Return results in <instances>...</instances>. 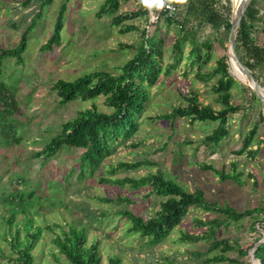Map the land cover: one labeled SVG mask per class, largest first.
<instances>
[{
  "label": "rangeland",
  "instance_id": "1",
  "mask_svg": "<svg viewBox=\"0 0 264 264\" xmlns=\"http://www.w3.org/2000/svg\"><path fill=\"white\" fill-rule=\"evenodd\" d=\"M102 1L51 0L42 7H39L38 2L21 7L10 0H0V47L15 46L30 18L40 10L34 27L27 34L26 47L21 52V63H16L13 57L0 60V81L11 91L18 106V113L10 122L20 137L19 142L10 141L5 144L0 135V235L8 239L13 235L15 226L20 231L19 235L23 234L20 226L25 220V213L12 208V195L16 191L33 188L32 205L26 210L33 226L40 228L39 236L30 249L33 264H58L64 261L51 238L60 230H66L69 224L83 226L87 242L97 241L100 264H105L107 257L113 255L118 257L119 264H165L169 260L185 264H228L225 261H206L213 253L206 251L209 241L179 239L184 232L195 235L206 228V224L198 225L195 220L208 221L216 218L227 222L222 214L190 207L163 241L150 246L143 237L126 230L129 223L119 211L128 210L145 218L158 209V202L163 198L147 193L146 188L134 189L128 182L102 183L98 178H137L158 169L187 191L200 189L203 198L209 203L230 206L236 211L262 204L264 103L260 104L257 98L255 101L250 99L251 90L238 70H231L233 78L239 84L229 89V102L243 108L228 115V134L212 147L199 141L215 127L216 122H190L188 118H175L172 121L150 119L151 116L167 112L176 105H183L180 94L190 91L196 94L200 104L209 105L214 110L221 107L210 89V85L215 82L214 77L204 82L199 81L194 77L195 67L182 74L186 68L184 57L190 47L188 42H183L176 67L167 76L160 73L157 81L148 88V98L136 121L134 133L123 143L116 145L91 175L84 174L77 178L76 169L68 175L71 168H78L75 165L78 150L75 148H60L47 159L35 157L31 153L59 130L61 122L72 118L78 110L88 108L93 103L98 110L108 111L102 104V96L92 101L75 99L59 103L51 89L53 81L57 78L70 80L96 70L118 73V67L134 52L133 48H119L118 45L135 46L139 41L141 28L146 27L151 31L152 26L144 22V17L137 16L123 22L133 24L137 29L120 33L118 26L110 25V16H95ZM252 1L258 13L264 17V1ZM61 3H64L65 9L60 42L51 50L42 51L39 46L50 34ZM137 5L136 0L120 1L115 13L135 10ZM154 18L151 13L148 21L153 22ZM157 26V34L163 39L164 65L170 62V48L177 36L178 26L167 25L162 18H158ZM261 28V23H253L251 37L256 43L264 44ZM227 32L211 31L204 24L189 29V36L206 41L211 46V58L200 67V71L209 69L214 65L215 58L225 55L228 50ZM258 110L261 111L262 119H259ZM253 124L257 128L249 148H257L256 154L254 157L244 153L233 154L240 147L241 136ZM130 142L136 145L131 147ZM136 160H147L151 163L133 170L107 172V168L118 161ZM231 162L235 163V172L240 171L239 183L228 179L221 180L215 173V170L221 168L228 172ZM203 165L209 167L204 168ZM118 196L126 200H119ZM98 198L110 200L103 201ZM10 215L12 223L9 225L5 221ZM258 225H253L257 231ZM218 230L217 238H227L231 244L234 241L233 246L238 248L247 246L254 239H260L245 218L234 223L229 222L225 227L222 225ZM0 249L4 256L9 255L1 237ZM223 254L228 257L236 256L235 252ZM0 264L13 263L0 255Z\"/></svg>",
  "mask_w": 264,
  "mask_h": 264
},
{
  "label": "trees",
  "instance_id": "2",
  "mask_svg": "<svg viewBox=\"0 0 264 264\" xmlns=\"http://www.w3.org/2000/svg\"><path fill=\"white\" fill-rule=\"evenodd\" d=\"M10 1L21 7H26L31 2H38L39 7H42L51 2V0ZM120 1L126 2L128 0H103L95 12V16L97 18L103 15L110 16V25L118 26L120 33L136 30L137 27L133 24H124L123 22L137 16H143L144 22L152 28L151 31L147 30L146 27L139 30V41L135 46L130 44L118 45L119 48L134 49L133 54L118 67V73L110 74L101 70L89 71L70 80L57 78L51 85V89L58 97L59 103H66L75 99L92 101L96 97L102 96V104L108 111L98 110L95 104L91 103L88 108L78 110L72 118L61 122L59 130L41 143L38 150L31 152L35 157L40 156L47 159L60 148L77 149L78 156L75 165L78 168H71L68 172V175H71L76 169L77 178H81L84 174L91 175L116 145L131 137L136 130V121L147 101L148 88L157 81L160 73L167 76L170 70L176 67L181 57L180 45L183 42H188L190 47L184 57L186 61L184 68H186L182 74L195 67L194 77L199 81L204 82L214 77L215 82L210 85V89L215 94V101L221 107L214 110L209 105L200 104L196 94L190 91L180 94L183 105H176L167 112L151 116L150 119L172 121L175 118H188L190 122L196 120L216 122L215 127L202 136L199 141L205 146L212 147L227 136L226 121L228 115L236 109L243 108L240 105L233 106L229 102V89L233 85L239 84L231 74V70L234 69L232 64L226 60L225 55H221L214 59L212 67L203 72L200 71V67L205 65L211 58V46L208 42L188 34L189 29L192 27L197 28L203 24L211 31L224 30L227 32L230 25L231 6L232 9L239 6L240 0H232V3L231 0H183V2L170 0L169 3H166L174 8L170 14L164 8L148 7L142 0H136L138 5L135 10L115 13ZM64 9V3H61L50 34L45 42L39 46L40 50H51L53 46L59 44ZM149 13L155 16L153 22L148 21ZM39 15L40 10L33 14L29 23L20 33L15 46L10 48L0 47V60L5 57H13L16 63H21V52L26 47L27 34L34 27ZM158 18H162L167 25L175 24L178 26L177 36L170 48V62L164 65L162 64L163 39L157 34ZM255 22L261 23V29L264 33V17L258 13L253 1L248 0L235 31L234 48L239 62L246 67L258 87L264 91V44L256 43L251 37L253 23ZM250 99L254 101L256 99L252 91H250ZM17 113L18 106L11 91L0 81V135H2L5 144L10 141L14 143L20 141V137L13 130L10 122ZM258 114L259 119H262L260 110H258ZM256 128V124H253L241 136L240 147L233 151V154L240 155L244 153L249 157H254L257 148L249 147L256 134ZM135 145L136 143L131 142L129 144L131 147ZM150 163L147 160L118 161L114 165H110L107 172L133 170ZM203 167L208 168L209 166L203 165ZM234 167L235 163L231 162L228 172H224L221 168L215 170V173L221 180L228 179L239 183L240 171L235 172ZM98 181L112 184L128 182L134 189L146 188L147 193H153L163 198L158 202V209L145 218L128 210L119 211L120 215L125 217L129 223L126 230L143 237L147 245L151 246L163 241L186 214L187 210L190 207H196L222 214L227 222L216 218L208 221L195 220L198 225L206 224V228L200 234L195 235L184 232L180 235V240L197 241L205 239L209 241L206 251L213 253L206 258L208 262L264 264V202L242 211H236L230 206H218L215 203L207 202L203 198L200 189L195 188L192 191H187L158 169L154 172H146L137 178L110 179L106 176H100ZM252 182L255 184L254 180ZM33 192L32 188L16 191L12 195V208L25 213V220L20 226L23 234L20 236V231L15 226L13 235L8 239L4 235H0L9 253V255L4 256L0 249V255L13 264H33V255L30 249L40 233L39 226H33L32 220L26 212L27 208L32 205ZM117 198L126 200V198L119 196ZM100 200L108 201L110 198ZM244 218L249 221L250 228L256 231L260 239H254L247 246L238 248L233 246L234 241L231 244L227 238H217L216 234L219 232L218 228L220 226L225 227L229 222L234 223ZM5 222L10 225L12 216L10 215ZM255 223L259 224V231L253 227ZM51 242L64 258V261L58 262V264H100L97 241L90 240L87 242L83 226L69 224L66 230H60L58 234H55L51 238ZM248 249H251V260L247 255ZM225 252H235L236 256L228 257L223 254ZM105 264H119V259L115 255L108 256ZM165 264L185 263L169 260Z\"/></svg>",
  "mask_w": 264,
  "mask_h": 264
},
{
  "label": "water",
  "instance_id": "3",
  "mask_svg": "<svg viewBox=\"0 0 264 264\" xmlns=\"http://www.w3.org/2000/svg\"><path fill=\"white\" fill-rule=\"evenodd\" d=\"M248 0H241L239 3V6L236 10V12H233L232 6H231V15H230V25L227 32V52L225 53L226 60L230 62L234 69L239 70L240 73L245 77V79L248 81L247 87L254 93L255 97L258 99L260 104L264 103V94L260 92V88L256 84L254 78L248 73L246 70V67L241 64L236 56L235 48H234V35L235 31L237 29V26L239 25L241 16L247 6ZM239 80V78L237 77ZM260 241V240H259ZM257 241V242H259ZM247 255L249 259H251V249H248Z\"/></svg>",
  "mask_w": 264,
  "mask_h": 264
},
{
  "label": "clouds",
  "instance_id": "4",
  "mask_svg": "<svg viewBox=\"0 0 264 264\" xmlns=\"http://www.w3.org/2000/svg\"><path fill=\"white\" fill-rule=\"evenodd\" d=\"M142 2L148 7H156L162 9L166 3H169L170 0H142ZM179 2H183V0H179Z\"/></svg>",
  "mask_w": 264,
  "mask_h": 264
},
{
  "label": "bare ground",
  "instance_id": "5",
  "mask_svg": "<svg viewBox=\"0 0 264 264\" xmlns=\"http://www.w3.org/2000/svg\"><path fill=\"white\" fill-rule=\"evenodd\" d=\"M240 2H241V0H240ZM236 8H234L233 9V12H236V10H237V6H235ZM238 72L240 73V71L238 70ZM240 75H241V78L244 80V82L246 83V85L248 84V81L245 79V77L240 73ZM260 92L262 93V94H264V91H262L261 89H260Z\"/></svg>",
  "mask_w": 264,
  "mask_h": 264
},
{
  "label": "built area",
  "instance_id": "6",
  "mask_svg": "<svg viewBox=\"0 0 264 264\" xmlns=\"http://www.w3.org/2000/svg\"><path fill=\"white\" fill-rule=\"evenodd\" d=\"M163 8L166 9L168 14L172 13V11L174 10L173 6H171L169 4H165V6Z\"/></svg>",
  "mask_w": 264,
  "mask_h": 264
}]
</instances>
